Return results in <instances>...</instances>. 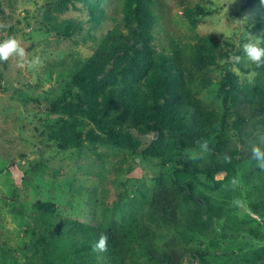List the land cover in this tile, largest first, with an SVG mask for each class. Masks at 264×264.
Instances as JSON below:
<instances>
[{
  "label": "rangeland",
  "instance_id": "1",
  "mask_svg": "<svg viewBox=\"0 0 264 264\" xmlns=\"http://www.w3.org/2000/svg\"><path fill=\"white\" fill-rule=\"evenodd\" d=\"M47 2L0 0V24L8 25L0 28V41L15 36L25 48L27 60L40 59L39 65L29 68L26 64L23 69L17 67L15 57L0 61V264H41L43 252H52L63 262H78L89 251L66 252L65 247L83 239V227L96 222L121 223L123 216H133L136 229L142 224L150 226L159 251L168 252L176 264H264V170L252 158L253 145L264 150V113L248 115L243 124L228 118L225 133L227 146L235 151V168L218 171L217 181L204 177L196 180L193 189L199 203L187 202L182 192L170 190L156 156L140 157L126 148L90 143L84 138L81 147H61L50 136L59 126L53 125L56 114L47 110L49 101L67 90L76 65H82L92 54L100 35L116 23L121 13L113 11L114 6H120L117 0H101L104 17L99 23L90 20L87 4L74 0L53 12L58 23L70 22V26L49 30L45 36L28 29V22L37 27L45 21ZM196 2L213 7V12L192 29L183 8ZM242 3L157 0L153 41L158 47H168L170 36L166 34L171 30L192 42L195 34L228 38L242 49L249 35L264 37V27L256 24L261 3L245 8ZM77 21L81 26H76ZM239 55L244 57L243 51ZM250 65L254 64L246 58L239 64L226 62L236 73L239 85L250 83L255 76L246 68ZM104 71L94 70L95 76L105 79ZM207 80L188 91L191 106L197 104L190 109L189 121H198L199 111L214 116L222 112L216 82ZM114 87L105 79L102 94ZM219 129H209L207 140L215 143ZM160 176L166 181L168 208L152 213L151 207H157L153 193ZM39 199L53 202L54 213L35 207ZM194 222L198 224L195 229H187ZM41 234L45 241L39 238ZM95 255L83 264L106 263L101 254ZM131 260L128 256L126 264L139 261L138 256Z\"/></svg>",
  "mask_w": 264,
  "mask_h": 264
},
{
  "label": "trees",
  "instance_id": "2",
  "mask_svg": "<svg viewBox=\"0 0 264 264\" xmlns=\"http://www.w3.org/2000/svg\"><path fill=\"white\" fill-rule=\"evenodd\" d=\"M73 1L49 0L43 16L47 22L34 27L30 21L28 29L46 36L49 30L69 27L70 22L58 23L53 12H57L59 5L65 7ZM81 1L89 6L90 20L100 23L104 17L101 0ZM156 2L117 0L116 4L120 6L116 9L114 6L113 11L121 15L116 17V23L100 35L85 62L76 65L67 90H62L49 101L47 110L56 114V124L53 125L59 126L58 130H52L50 136L65 149L81 147L84 138L90 143L102 142L126 148L136 156H156L165 170L170 190L182 192L184 197H188L187 202L199 203L198 194L193 189L196 180L204 177L217 181L215 174L218 171L230 172L235 168V151L227 146L225 133L228 118H234L236 124H243L249 119L248 115L264 113V67L255 64L246 67L256 74L250 83L239 85L236 73L226 66L230 55H239L243 51L236 41L195 34V41L192 42L182 40L170 30L166 34L170 36L168 47L156 46L153 41V28L157 21ZM258 2L262 5V12L256 24L264 27V0H243L242 7ZM212 12L213 7L198 2L183 8L192 29ZM77 24V27L81 26L80 22ZM11 29L17 32L15 28ZM21 30L29 35L25 28ZM90 67L96 73L106 70L105 79L115 86L111 92L102 94L105 79H98ZM214 76L216 80H213ZM207 79L216 82L222 112L214 116L199 111V120L189 121L190 109L196 108L197 104L191 106L188 91L194 84L200 85ZM217 126L220 128L217 141H209L211 151L201 159H189L190 150L198 151L196 142L209 139V129L214 130ZM163 178H157L159 186L153 193L157 207H151L152 213L168 208L165 201L168 190ZM33 205L41 211H55L54 203L49 200L39 199ZM122 218L121 223L104 225L96 222L83 227V239L71 243L65 251L80 253L85 248L89 252L84 259L75 263L63 262L52 256V252H43L41 264H83L96 256L95 252L103 256L105 264H126L128 256L132 260L138 256L136 264H176L168 252L159 251L150 226L142 224L136 229L133 216ZM194 223L187 229H195L197 222ZM78 226L79 222L76 229ZM101 234L108 236V250L93 251L92 246ZM39 238L46 240L43 234ZM261 257L264 259L263 252Z\"/></svg>",
  "mask_w": 264,
  "mask_h": 264
},
{
  "label": "clouds",
  "instance_id": "3",
  "mask_svg": "<svg viewBox=\"0 0 264 264\" xmlns=\"http://www.w3.org/2000/svg\"><path fill=\"white\" fill-rule=\"evenodd\" d=\"M8 25L0 24V28H7ZM264 43V39L256 36L249 35L247 42L242 44V50L244 57L236 54H232L228 58V62L231 64H239L244 58L247 61L255 64L257 67H264V47L261 44ZM25 48L21 46V42L15 36H8L3 41H0V61H8L10 57L17 58V67L23 69L25 65L29 68L35 67L40 64L39 57L32 60L26 59ZM198 151L190 150L188 153L189 159H201L203 156L211 151L209 147V141L207 139H201L196 142ZM252 158L256 161V165L259 169L264 170V150L258 145L252 147ZM233 184L237 181L233 179ZM235 203H239L238 201ZM93 251L106 252L108 250V236L101 234L96 243L93 244Z\"/></svg>",
  "mask_w": 264,
  "mask_h": 264
}]
</instances>
